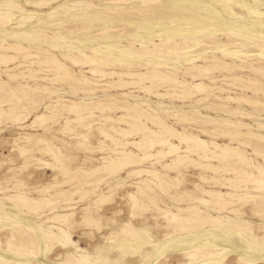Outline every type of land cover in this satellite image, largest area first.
Wrapping results in <instances>:
<instances>
[{"label": "rangeland", "instance_id": "rangeland-1", "mask_svg": "<svg viewBox=\"0 0 264 264\" xmlns=\"http://www.w3.org/2000/svg\"><path fill=\"white\" fill-rule=\"evenodd\" d=\"M33 1L0 0L30 54L0 61V264H264V0Z\"/></svg>", "mask_w": 264, "mask_h": 264}, {"label": "bare ground", "instance_id": "bare-ground-1", "mask_svg": "<svg viewBox=\"0 0 264 264\" xmlns=\"http://www.w3.org/2000/svg\"><path fill=\"white\" fill-rule=\"evenodd\" d=\"M118 1V0H117ZM123 1V0H122ZM125 1V0H124ZM131 1V0H130ZM143 1V0H142ZM150 1H152V2H156L157 0H150ZM159 1V0H158ZM51 2V1H50ZM119 2H121V1H119ZM33 3L35 4V5H44L43 3H45V4H47V3H49V1H47V0H45V2H42V0H37V1H33ZM32 3V4H33ZM126 3V2H125ZM12 10V9H11ZM10 10V11H11ZM16 11V10H15ZM18 12H19V10H18ZM23 12V11H22ZM66 12V11H65ZM50 13H52V12H50ZM64 13V12H63ZM9 15H10V13H8V12H0V22L1 23H4V21L5 20H8L9 19ZM17 15V14H16ZM15 15V17H17ZM22 15V14H21ZM27 15V17H29V18H32V17H39L40 18V16H42V14L41 13H37V12H35V11H31V12H29V14H26ZM25 15V16H26ZM50 15V14H49ZM14 16V15H13ZM15 19V18H14ZM24 20V19H23ZM18 22H21V20L20 21H18ZM23 22V21H22ZM6 23V22H5ZM232 31V30H231ZM231 33H234V34H237V35H240V36H244V37H249L248 36V34L246 35V34H243V33H241V32H238V31H233V32H231ZM252 37V36H251ZM171 39V38H170ZM180 40L182 41V42H186V38H180ZM169 41V40H168ZM169 42H171V40L169 41ZM133 43H134V41H133ZM166 42L163 40V39H160V41H159V43H157V44H152L153 45V49H160V50H166V51H169V52H171V51H173V50H175L176 48H177V46L180 44L179 42H176V41H174L173 42V44H172V46H167L166 48H164L163 47V45H166L165 44ZM172 43V42H171ZM26 49L27 48H25L24 46H22V45H20V44H4V43H1L0 42V51H2V53H0V61L1 60H3V62L2 63H4V61L7 63V62H12L13 63V61L15 62V61H20L21 59H25V58H27L28 56H30V54H27V51H26ZM152 50V49H151ZM165 51V52H166ZM164 52V51H163ZM167 53V52H166ZM82 54V53H81ZM85 55V54H84ZM99 56V55H98ZM102 56V55H101ZM212 56V55H211ZM84 57V56H83ZM100 57V56H99ZM109 57V56H108ZM48 59V58H47ZM70 59H72V58H70ZM69 59V60H70ZM84 59H86V57L84 58ZM213 59H215V57H213ZM42 61V60H41ZM72 61H75V62H78L77 60H72ZM44 62H48V64L54 69V70H56V72H57V78H59V79H69V80H72V81H78V79H76L74 76H73V74L70 72V70H69V68L64 64V63H61L57 58H55V56L53 57V56H51V58H49L47 61H44ZM81 63V62H80ZM8 64V63H7ZM10 64V63H9ZM14 64V63H13ZM6 65V64H5ZM18 65V64H17ZM20 66V65H19ZM194 66V65H193ZM195 67H198V66H195ZM211 67V69H217V68H222V69H224V68H227L228 66H227V64H222V65H218V64H213V65H211L210 66ZM50 68V67H49ZM48 68V69H49ZM51 68V69H52ZM194 68V67H193ZM198 68H200V67H198ZM203 68V67H202ZM189 69H191V68H189ZM206 69V68H205ZM50 70V69H49ZM196 70V69H195ZM2 71H4V70H2ZM5 71H6V69H5ZM94 72H99V70L98 69H94L93 70ZM204 71V70H203ZM54 72V71H53ZM106 75H114V74H117V76L118 77H122L123 75H125V76H127L128 77V79H133V78H138L139 79V81H137V82H141L143 79H145V78H149V75L147 76V75H145V74H143V73H128V72H126V73H118V72H108V73H105ZM154 76V79H156V80H165L166 78H163L162 76H160V75H155V74H153ZM122 79V78H121ZM121 79H119L118 80V82H119V84L118 83H116L118 86H126V85H129V84H135V82H127V81H124V82H122L121 81ZM85 80V79H84ZM249 81V80H248ZM114 83V82H113ZM162 96V95H161ZM128 106V105H127ZM135 106V105H134ZM71 108H75L76 109V107L75 106H73V107H70V109ZM72 110V109H71ZM82 110V109H81ZM83 110H85V109H83ZM36 119V118H35ZM44 119V118H43ZM42 121V120H41ZM138 123V119H135V118H133L132 119V123H131V128L133 129V130H135V127H136V124ZM140 123V122H139ZM160 124V123H159ZM142 125V124H141ZM161 126H162V128H165L166 129V127L163 125V124H161ZM141 127V126H140ZM142 129H143V127H142ZM146 130L148 129V128H145ZM121 130V129H120ZM163 130V129H162ZM165 131V130H164ZM121 132H123L122 130H121ZM151 132H153V131H151ZM124 133L126 134V133H130V132H127V131H125L124 130ZM152 134V133H151ZM154 134V133H153ZM169 134V133H168ZM170 135V134H169ZM171 135H174V136H176L178 139H180V141H192V143L194 144L193 146H188V149L190 150V151H192V152H194V153H198L199 154V156L200 157H202V158H208L210 155H214L213 157H216L215 155V153L213 152V151H211V150H209V146H207V143L205 142V141H202L201 143H199V142H196V137L195 136H188V135H182V134H179V133H176V132H172V134ZM107 136H109L108 134H107ZM164 136V135H163ZM154 137V136H153ZM157 137V136H156ZM167 137V136H166ZM166 137L165 138H163V137H159L160 139L159 140H157L158 142L157 143H161V144H166V142H167V139H166ZM155 138V137H154ZM153 138V139H154ZM156 139V138H155ZM154 141V140H153ZM152 141V142H153ZM169 141V140H168ZM179 141V142H180ZM143 142V141H142ZM150 142H151V140H150ZM156 142V141H155ZM49 143V142H48ZM135 143V142H134ZM170 143V142H169ZM185 143V142H184ZM183 143V144H184ZM191 143V144H192ZM51 144V143H50ZM153 144H154V142H153ZM160 144V145H161ZM190 144V145H191ZM214 144V143H213ZM169 145V144H168ZM49 146H51V145H49ZM138 147H141V146H144V144L142 145V144H138L137 145ZM146 146V145H145ZM214 146H216V147H218L219 148V146L218 145H216V144H214ZM187 147V146H186ZM169 149H167L168 151H167V153H169V152H171L172 150H174V149H177V148H171L170 146L168 147ZM228 149V148H227ZM178 150V149H177ZM162 150H160L159 152H161ZM205 151L206 152H210V155H208L207 153H205ZM219 151V150H218ZM228 151V150H227ZM229 151L231 152V154L233 153V154H235V155H238V157H240V158H242L243 156H242V154H240V152H236V151H233V149L231 148V149H229ZM158 152V153H159ZM189 152V151H188ZM220 154L218 155V157H225V156H227V154L225 153V150L223 149V148H221L220 149ZM52 153V152H51ZM165 153V152H164ZM166 154V153H165ZM57 155V154H56ZM178 156V155H177ZM186 156V155H185ZM149 157V156H148ZM144 158H138L137 156H132V155H130V154H126V153H122V157H119V158H116L115 160L114 159H110L108 162H107V165H105L104 167H105V169L106 170H108L109 172H114V171H117L118 169H121V168H124V167H127L128 165H131V163H134V162H140V161H142ZM180 159V158H179ZM182 160V158L180 159V161ZM61 161V160H60ZM199 162H197V164H198ZM176 164H178V161L176 162ZM176 164H174V165H176ZM202 165V164H201ZM206 165H208V164H206ZM206 165H205V167H206ZM211 165V164H210ZM209 165V166H210ZM66 166V165H65ZM204 165H202V167H203ZM67 167V166H66ZM103 167V168H104ZM213 167V166H212ZM212 167H211V169H212ZM214 169V168H213ZM216 169V168H215ZM92 170V169H91ZM70 171V170H69ZM138 171V170H137ZM72 172V171H71ZM74 172V171H73ZM133 172V171H132ZM138 172H141V170L140 171H138ZM91 173V172H90ZM131 173V172H130ZM134 173H136V170H135V172ZM78 177V176H77ZM85 194V193H84ZM83 194V195H84ZM217 195H218V197H219V195H220V193H217ZM85 196V195H84ZM17 197H19L18 195H17ZM102 201V200H101ZM106 201V200H105ZM97 202V201H96ZM102 203V202H101ZM164 212V211H163ZM168 215V214H167ZM172 215V214H171ZM176 215V214H175ZM174 217V216H173ZM173 219V218H172ZM180 219V218H179ZM182 229H184V228H182Z\"/></svg>", "mask_w": 264, "mask_h": 264}]
</instances>
